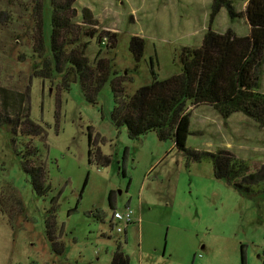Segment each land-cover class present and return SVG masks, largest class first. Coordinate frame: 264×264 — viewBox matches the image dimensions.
Instances as JSON below:
<instances>
[{"label": "rangeland", "instance_id": "obj_1", "mask_svg": "<svg viewBox=\"0 0 264 264\" xmlns=\"http://www.w3.org/2000/svg\"><path fill=\"white\" fill-rule=\"evenodd\" d=\"M39 1L0 0V85L29 86V117L43 130L27 135L0 125V264H110L117 238L129 264H264V223L255 204L214 177L210 161H187L153 131L131 139L124 126L111 125L112 73L96 104L78 81L63 89L61 73L52 81L32 76L43 60L34 49ZM247 1L232 0L240 16L231 20L223 7L210 23L211 0H75V41L85 43L91 63L112 57L114 69L132 79L125 82L130 95L151 81L152 67L161 79L179 73L182 47L199 46L208 28L249 34ZM50 5L44 0L41 7L46 31ZM83 8L94 23L82 20ZM106 31L116 34L114 49L100 38ZM135 35L145 39L137 67L129 51ZM187 110V146L225 148L247 163L248 173L264 168V127L240 112L223 118L208 104ZM25 161L42 163L44 194L32 190ZM110 203L130 211L131 222L114 220L112 229Z\"/></svg>", "mask_w": 264, "mask_h": 264}, {"label": "trees", "instance_id": "obj_2", "mask_svg": "<svg viewBox=\"0 0 264 264\" xmlns=\"http://www.w3.org/2000/svg\"><path fill=\"white\" fill-rule=\"evenodd\" d=\"M74 2L50 0L48 31L43 28L41 7L44 0L38 2L39 36L34 49L43 60L35 65L32 76L52 81L56 73H61L63 89L67 90L71 82L78 81L86 100L96 104L99 90L112 73L111 90L115 105L110 113L111 125L115 128L124 126L131 139L153 131L160 141L171 139L173 146L185 154L187 161H210L214 177L224 179L241 196L252 200L258 220L264 223V168L248 173L247 163L225 148L208 151L186 145L187 137L192 133L187 110L189 104L193 107L208 104L223 118L240 112L264 127V92L259 89L260 68L264 63V0L247 1L244 15L250 25L249 34L237 35L229 28L224 32L208 28L199 46L182 47L179 73L158 78L151 60V81L140 85L130 95L125 91V82L132 79L114 69L112 57H100L91 63L84 53L85 43L79 47L75 41L79 33L77 21L73 19ZM223 7L231 20L241 14L235 11L232 0H211L210 23ZM82 12L83 21L93 22L90 10L83 8ZM74 32L76 39L72 37ZM105 34L107 36L101 34L100 38L108 37L109 43L104 44L114 49L116 34L108 31ZM144 41L138 35L129 40V51L137 63L135 67L144 55ZM28 87L14 89L0 85V125H8L14 132L21 130L27 135H40L43 131L41 126L29 117ZM41 164L28 161L23 164L31 175V188L38 194H44L49 187L45 185ZM109 200L112 202L111 194ZM112 205L110 203L114 209ZM112 222L110 227L113 229ZM47 232L53 247L59 252L62 246L57 245V238L49 228ZM115 240L110 264H129L121 241L119 238Z\"/></svg>", "mask_w": 264, "mask_h": 264}, {"label": "built area", "instance_id": "obj_3", "mask_svg": "<svg viewBox=\"0 0 264 264\" xmlns=\"http://www.w3.org/2000/svg\"><path fill=\"white\" fill-rule=\"evenodd\" d=\"M112 220H124V223L131 222V213L130 211L121 212L119 210H112ZM122 228L118 227V231H121Z\"/></svg>", "mask_w": 264, "mask_h": 264}, {"label": "flooded vegetation", "instance_id": "obj_4", "mask_svg": "<svg viewBox=\"0 0 264 264\" xmlns=\"http://www.w3.org/2000/svg\"><path fill=\"white\" fill-rule=\"evenodd\" d=\"M112 201V200H111Z\"/></svg>", "mask_w": 264, "mask_h": 264}]
</instances>
